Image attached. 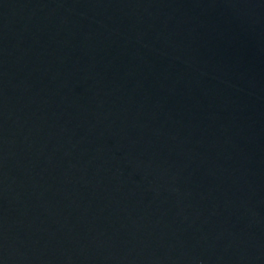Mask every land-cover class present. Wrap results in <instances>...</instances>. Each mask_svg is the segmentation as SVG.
Instances as JSON below:
<instances>
[{
  "label": "water",
  "instance_id": "water-1",
  "mask_svg": "<svg viewBox=\"0 0 264 264\" xmlns=\"http://www.w3.org/2000/svg\"><path fill=\"white\" fill-rule=\"evenodd\" d=\"M0 264H264V0H0Z\"/></svg>",
  "mask_w": 264,
  "mask_h": 264
}]
</instances>
